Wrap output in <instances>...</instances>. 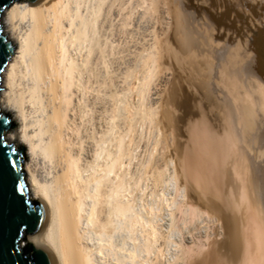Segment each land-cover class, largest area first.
Returning a JSON list of instances; mask_svg holds the SVG:
<instances>
[{"label":"bare ground","instance_id":"bare-ground-1","mask_svg":"<svg viewBox=\"0 0 264 264\" xmlns=\"http://www.w3.org/2000/svg\"><path fill=\"white\" fill-rule=\"evenodd\" d=\"M173 1L174 0H87L86 2L85 0H42L37 4L15 2L5 11V29L8 32L9 37L16 44V49L3 71V88L0 92V105L5 111L11 112L17 122V127L8 131L7 137L11 141L25 145L27 148L28 158L26 160L25 167L31 194L34 197L43 199L47 204L48 220L45 228L36 237V240L47 246L52 251L56 259V264H104L102 262L103 260L101 261L100 258L104 249V242H102L104 238L102 236H108V241L110 240L109 243L113 245L111 240L113 233L111 234V232H115L116 234V231L118 233V230L120 228L122 229L123 226L126 227L125 231L127 230L128 234L130 231H133V229L135 231V229L138 228L137 232H139V234L137 237L139 238L140 236V242L138 241L139 243L134 246L132 245V247H130L129 244L127 247L126 244L128 243H126L123 238L122 243L119 244L120 246L116 249L120 253L119 258L118 256V259L116 258L120 264L127 262L130 264L134 262L140 251H150V249L153 250L154 248H157L156 244L160 238H166L163 237L164 234H161L162 229H159V225L157 226L154 223L155 219L152 220L150 218H144L141 213L135 211L133 205L134 202H132L133 198L130 199L129 197L128 191L132 181H130V176L128 177V167L130 160L132 161L131 156L134 155V153L131 154L132 151L130 148L132 147L130 146L132 144V140L130 136L127 137V135H129V130L132 131L130 127L131 125H128V127L122 131H119L117 128L120 133H115L117 130L115 129L116 114L114 112L116 107L114 106V103L116 105V102H114L115 95L113 93L114 87L112 85L116 84V81L114 82L113 78H117V76L115 77V73H106V70L103 73V67L101 69L100 67L102 65H99V63L101 62L100 56H102L100 54L105 51V46L108 42L106 41V43H104L105 41L103 42V38H101V36H103L102 34H106V30L104 31L103 29L104 27H108L109 30L113 31V29L118 26L117 30L119 28V30L123 32L127 31L128 33H123L127 36V34L130 33L129 31H131V33L134 32L133 30L135 27L133 26L137 25L138 27L145 19H163L162 17H164L165 9L167 8H169L168 13L171 12L172 14V18H170L173 19L171 20L173 22L171 23L170 21V23L174 24V26L172 25V35L184 28L182 21L185 25L189 24L190 19L193 17L190 9L186 6L178 7L176 4H179L180 2L175 0V4ZM191 1L194 3L193 0ZM212 2L214 3L213 0ZM225 2L224 5H227V10H225L226 14L223 17H226L229 14L231 15L228 19L229 22L227 24V30H231L233 26L238 28L237 24L235 26V23L238 18H243L241 10L246 9L247 7L252 8L253 0H228V4ZM261 2L264 4V0H261ZM187 4H190V2ZM165 6L167 8H165ZM217 7H220V5ZM209 8H211V6ZM201 11L202 10H200V12ZM210 12L212 11H209V13ZM218 13L220 14V12ZM214 14L215 13H213V15ZM213 15L211 16L213 17ZM232 16H235L234 22L232 21ZM113 19L118 20L119 23H117V26L113 23ZM134 21H139L140 23L137 22L138 24L136 23V25H132L134 24ZM163 23L161 26L158 25L159 32L155 30L157 32L154 31L152 33H146V36L149 37L146 39L143 38L142 43L133 45L138 49H143V46L146 43L144 40H150V42H148L149 52L146 55H143L142 58V64L144 65L148 66L150 61L151 63L155 62L157 60L156 56L162 51L169 52L171 55L177 57V60L180 59V55L177 56L175 53L176 47L174 49L171 45V38L173 37L169 36L170 34H168V31L165 29L166 25L169 24L170 27L171 24L169 23V20L167 21L168 24L164 23L165 26H163ZM128 24H131V26L127 27ZM102 29L105 33H102ZM164 29L165 31H163ZM107 32L109 34V31ZM112 33L110 32V34ZM186 33L187 31H185V34ZM106 39L107 38L104 40ZM184 41L187 46H192L196 42L194 39L187 36ZM128 43H125L126 45L121 47L123 49H129L127 46L130 43ZM228 45H230L229 39ZM228 45H226V47ZM248 48V50L245 49V53H243L244 55H242L241 52L239 53L238 49L237 51L230 53L229 62H231L232 65L236 64L237 71L240 70L243 72L253 73L260 76V78H264V26H258L251 29V34L248 40ZM248 51H251V53H248ZM104 54L106 55L107 53L105 52ZM130 54L132 55V53ZM160 56L162 57V55ZM245 56H248V59H245ZM158 58L160 57L158 56ZM112 59L115 61L114 58ZM110 62H112L111 59ZM110 62L109 64L111 66ZM130 63L131 62H129L128 65ZM131 64L129 66H131ZM121 65H124V63ZM131 68L133 67L131 66ZM167 68L168 67L165 69L167 70ZM110 69L108 70L110 71ZM162 71H164V69ZM170 72L172 71L170 70ZM123 74H125V72ZM169 76L167 72H161V74L155 73L153 67L149 69L147 75L143 77V80L141 82H137L140 83L138 92L142 99L144 100L150 94L151 96H154L148 98V100L151 99V101H155L158 98L157 100L159 101V96L162 94L161 92L164 91H161V86L165 82H168ZM132 78L131 81H133ZM232 78L236 84L238 83L237 85H242L238 77L232 76ZM118 82L119 81H117V83ZM228 82H226V84ZM131 84L128 83V85ZM206 84L204 83V85ZM250 84H252L251 91L253 95L258 98L257 94L260 93L261 96L259 95V99H263L262 101L264 103V83L257 81ZM176 90H178V88ZM253 91L257 92V94ZM165 94L163 93V96ZM249 94L251 93L249 92ZM142 102L146 103L145 101ZM239 103V105L242 104L241 102ZM169 104L171 106V103ZM235 105L236 104H234V106ZM243 107L245 108L248 118H243V121H241V123H244V127L240 126L239 124L241 123L238 122V125L242 127L240 129L237 127V130L233 129L237 124H234V127L230 124L232 128L228 126L227 129L224 128L223 130H211L202 127H195L197 130L196 132H193L196 133L193 135H197V137L196 140H193L196 141V145H194L196 147L195 150H193L194 146H192L193 149L191 150L194 151V154L190 156L191 154H188L189 152L186 150L190 157L185 154L186 156L184 157V162L182 160V164L184 163V167H182L185 169V172L187 175H190V178L194 179V182H192L193 180H190L192 184L195 183L206 193L210 192L208 195L212 194L209 195L211 197H206L208 199L207 201L197 196V200L194 199V201L198 203L196 205V203H191L190 199L192 198L187 199L188 196L186 190L188 189L186 188L190 187L187 185L189 181L187 179L183 180L184 182H187L186 184L180 183L181 180L179 179V170L177 172L175 169L176 167L173 168L174 170L172 169L173 173L168 176L167 166L162 167V165L157 164L158 166H155L156 168L153 171L154 180L159 184L166 181L165 179L168 177V180L174 179L176 191L179 189V192H181V198L174 200L177 207L174 210H178V214H183V216L189 220L200 216L202 211L208 213L213 212L218 215L221 221L220 226L221 229L223 228L222 230L224 233L222 231L220 232V238H218V236L216 237L217 232H215L213 230L214 228H212L210 232H206L204 236H201L198 240L193 241L191 245L183 244L181 246L182 242H179L181 246L180 253L177 255L178 257L175 258L177 261L180 259L182 264H220L221 262L219 263V261H217L216 256L223 247L233 248L234 253L237 255L235 257L233 256L235 261L231 259L232 262L230 264H264V148L263 150L261 149L264 146V139L263 134L256 131V123L254 122L255 115H253L255 111L254 108L251 105ZM258 107L261 108L260 106ZM242 108L241 106L239 107L241 110ZM262 108L264 109V106H262ZM119 109L120 108H118V110ZM155 109H157V107L153 109L151 106L148 112H146V109L144 113H150L152 115V113H154L153 110L155 111ZM168 112L169 110L165 109L164 115L167 116L169 114ZM119 113H121L120 110L117 112L118 116L120 115ZM137 113L138 111H136V114ZM219 114L221 115V113ZM241 114H243V112ZM226 115L227 114L224 116ZM168 117L170 118V115ZM130 118H132L131 115ZM121 120L124 121V119ZM172 120L173 119H171V121ZM239 120L240 119L236 121ZM170 124L167 125L172 126ZM259 124L260 123H258V128L260 127ZM184 125L186 124L184 123ZM188 137H190V135ZM147 143L150 142L148 141ZM193 143L195 144V142ZM165 144L167 145L166 142H164L163 145ZM250 145H253V148L257 147L256 150H254V164L252 169L249 166L246 155V150L250 147ZM158 146L157 149L160 148L161 145L159 147ZM150 150L148 151L150 152ZM159 151L160 150L158 149V152ZM155 154H157V152ZM167 155H170V153L160 157L162 160H165ZM148 158L150 159L151 157L148 156ZM170 158L169 160H171ZM173 159L174 158H172V160ZM229 161L231 162L230 164L233 168L232 171L234 170L233 173L230 171V174L235 173V175H237L235 178H232L230 174H226V172H228L226 164H228ZM151 166L153 167L154 165L151 164ZM183 168L182 170H184ZM130 173H133V171ZM225 174L230 177H226ZM133 177H135V175L132 176V178ZM192 184L191 186L195 185ZM196 189V191H198V188ZM205 192L201 194H204ZM198 193L200 192H197V195ZM201 194H199V196H201ZM204 202L206 203L205 206L203 204ZM236 207H238V210H244L247 213L245 226L240 230L238 229V226L240 225V221L238 220L240 212L237 213V216L236 211L235 213L231 211L234 208L236 209ZM177 213L174 212L175 216ZM175 216L173 215V218ZM176 217L178 218V216ZM207 218L210 221L211 218ZM208 219L206 221L209 224L211 221L209 222ZM175 220L177 219L172 221L174 222ZM237 220L239 222H237ZM241 222H243V220ZM137 237L136 239H138ZM134 242L136 241L134 240ZM114 245L117 246L118 244L114 243ZM158 251H160V249ZM107 256L109 255L107 254ZM139 257L140 256H138V258Z\"/></svg>","mask_w":264,"mask_h":264},{"label":"rangeland","instance_id":"rangeland-1","mask_svg":"<svg viewBox=\"0 0 264 264\" xmlns=\"http://www.w3.org/2000/svg\"><path fill=\"white\" fill-rule=\"evenodd\" d=\"M85 1L87 2V0H85ZM176 1L177 2H180V3L179 4H176ZM176 1L174 0L173 3H175L178 7L179 6H182V7L183 6H186L188 9H190L191 15H193V17L190 19V22L187 21V22H189V24H187L188 26L185 25V23H183V21H182V24H184L183 25L184 28H182L180 31L176 32L174 35H172V33H173V30L172 29H173V26H174V24H171L173 22V21H171V20H173V19H171L172 18L171 17L172 14H171V12L168 13L169 8H167L168 6L165 4L167 6V7L165 6V8H167V9H165L164 17H162L163 19H161V18H159L160 20L158 18H155L154 20H153V18L145 19L143 22H141V24H139L138 27H137L136 23L139 22V21H137V22L134 21V24H132V25H136V26H133V27H135V29L133 30L134 32L131 33V31H129L131 34L129 33V34H127V36L125 35L126 33H128L127 31H124L123 32V31L119 30V28H118V30H119V32H118V30H117V27H118L117 25L118 24L117 23H119V22H118L117 19L116 20L113 19V23L117 26V27L114 26V27H116L115 28L116 30L113 29V31H111V30L108 29V27L107 28L104 27L103 29H104V31L106 30L105 31L106 34H102L103 36H101V38H103L102 39L103 42L105 41L104 43H106V41H108V42L106 43L107 44L106 45L107 47L105 46V51H103L104 53L106 52L107 54L105 55L103 52H101L100 55H102V56L99 55L101 57V58L100 57L99 58L101 59V62H102L101 63L100 62V59H99V62L101 63V64L99 63V65H102L100 68L102 69V67H103V69H102V72L103 73H104L105 70H106L105 71L106 73H110V72L111 73H115L114 74L115 77L117 76V78L119 79L118 80L117 78H113L114 79V82L116 81L115 83L117 85L116 84L115 85L114 84L112 85L114 87L113 88V93L115 95L114 96L115 97L114 98V102H116V105L114 103V106L116 107L117 112L119 110L121 112V113H119L120 114L119 116H118L116 110L114 112L116 114L115 115V119H116L115 121L117 122V123L115 122V129L117 130V128H118L119 131H122L125 128H127L128 125H131L130 127H131V130L133 131L132 132V131L129 130V135H127V137L130 136V138L132 140V144L130 145V146H132V147H130L131 148V151H132L131 154L134 153V155H133L134 157L131 156L132 161L130 160V163H129V167L130 168L128 167V169H129V175H128V177L130 176V181H132V183L130 182L131 184H130V188H129V191H128L129 192V197H130V199L133 198L132 199V202H134L133 205H134L135 211L141 213V215H143L144 218L146 217V218H150L152 220L155 219L154 220V223L157 226L159 225L158 226V227H160L159 229L160 230L162 229L161 230V234L162 235L164 234L163 237H166V238H160L157 241V244H156V247L157 248H154L153 250L150 249V251H143V250L140 251L138 253L135 261L132 262V263H130V264H179V263L182 264L180 262L181 261L180 259H178V261H177L176 258H175V257H178L177 255L180 253V247L183 244H185V245L186 244L187 245H191V243L193 241L198 240L199 237L204 236L206 234L204 232L206 230V228L204 226H202V223L200 222V220H201L200 218H202V216L203 217L206 216V218L207 217H210L211 218L210 221H212V220L214 221L215 220L218 223L221 222L220 219H219V217H218V215H216L213 212L208 213V212L202 211V213H201L200 216H198V217H196L194 219H189V220L187 218H185L183 216V214H181V213L178 214L177 213L178 210H176V211L174 210L175 208H177L176 207V204L174 203V200H178V199L181 198V195H180L181 192H179V189H177V191H176V184L174 185V183H175L174 179H170L171 180L170 181V180H168L169 179V177H168V178L165 179L166 181H164L161 184H159V183H157L154 180V177H153V174H154L153 171L155 170V168L158 165H162V167L163 166L164 167L167 166V168H168L167 169V176L168 175H171L173 173V170H174L173 168L176 167L175 168L176 171L178 172V170H179L178 173L180 175L179 176V179L181 180L180 183L181 184H186L187 182L186 181L184 182L183 180H187V179L189 181L187 183V185L190 186V187L187 186L188 188H186V189H188V190H186L188 197L187 196L186 197H187V199L192 198V199H190L192 204H194V203H196V205L198 204L196 201H194V199L197 200V196L200 197V198H203V200L205 199L206 201L208 200L206 197H211L209 195H212V194H209L208 195V193H210V192L206 193L205 191H202L195 183H194L195 185L192 184V182H194V179L193 178H190V175H187V173L185 172V169L183 168L184 167V163L182 164V160L184 162V157L186 156L185 154H187L186 150L189 152L188 154H191L190 156H192V154H194V151H191V150L193 148H194L193 150H195V147H196V146H194V145H196V141L193 140V139L196 140V137H197V135L194 136L196 133H193V132H196V130H197L195 127H199V128L202 127V128L211 129V130H223L224 128L227 129L228 126H230V124H231V126H233L234 124H237L235 127L233 126L234 127L233 129H235V130H237V128L240 129V128L244 127V123L243 122L241 123V121H243V118H248V116H247V114L245 112V108L243 106L251 105L254 108V110H255L253 115H255L254 122L256 124L255 123L254 124H255L256 129H257L256 131L261 132L263 134V139H264V132H263L264 131L263 130V128H264L263 127V125H264V115H263L264 114V111L263 110L264 109L262 108V106H264V103L262 101L263 99H259L261 95H260V93L257 94V92H255V91H253V92H255L258 95V98H256L253 95V93L251 91V89H252L251 85L252 84H250V83H255L257 81H261V82L264 83V80H263L264 78L263 77L260 78V76H258L256 74H253V73L243 72V71H240V70L237 71L236 70L237 69L236 68V64L232 65L231 62H229L230 61V55H231L230 53H232L234 51H237V49H238L239 53L241 52L242 55H244L243 53H245V49L246 50L249 49L248 48V40H249V37H250V34H251V29L256 28L258 26H262V27L264 26V4L261 2V0H253V7L252 8L251 7H247L246 9L241 10L242 11L241 13L243 15V18L242 19L238 18V20L235 23V26L237 24V27L238 28H236V27L233 26V28L231 30H227V24L229 22L228 19H229V16L231 17V15L229 14L228 16H226L228 18L223 17V16H225V14H226L225 10H227V8H226L227 5H224V2L226 1L225 3L228 4V2H227L228 0H219V1L218 0H213L214 3L212 2V0H193L194 3H192L191 0H183V1L182 0H176ZM189 2H190V4H187ZM217 2L218 3H221L222 5L221 4H218ZM176 5H174V6H176ZM194 5H196V6H194ZM203 5H205V6H203ZM219 5H220V7L223 6L225 9L223 7L222 8L217 7ZM210 6H211V8H209ZM191 9L192 10L194 9L193 10L194 12ZM200 10H202V11L200 12ZM209 11H212V12L209 13ZM218 12H220V14ZM213 13H215V14L213 15ZM211 15H213V17ZM198 16H199V19H198ZM205 17H207V18H205ZM234 18H235V16H232V19H233L232 21L233 22L235 21ZM213 19H215V20H213ZM168 20H169V23L171 21L170 27H169V24L167 23ZM153 21H155V22H153ZM156 21H158V22H156ZM213 21H215V22H213ZM218 21H219V23H218ZM163 22L165 24L167 23L168 25L165 26V24ZM216 22L218 23V25H217ZM162 23H163V26H165L166 31H168L167 33L170 34L169 36L173 37V38H171L172 39V42H171L172 44L171 45H172V48H174V49L176 47L175 53L177 54V56L180 55V59L177 60L178 58L175 57L174 55H171L169 52L162 51L163 54H162V52H159L158 53L159 55L156 56L157 60L160 59V60H158V62H157V60L155 62H153V63H151V61H150L148 63V66L147 65H144V64H142V58H143V55H146L149 52V43L148 42H150V40L149 39H148L149 41L148 40H144V42H146L147 44L145 43L144 46H143V49L141 48L142 51H141L140 48L138 49V48L134 47L133 45L138 44V43H142L143 42L142 41L143 38L146 39L147 37H149V36H146V33H152L155 30H157L159 32L158 25L161 26ZM192 23H193V25H192ZM129 26H131V24H128L127 27H129ZM136 27H137L138 30L136 29ZM144 27H145V29H144ZM166 27L168 28V30H167ZM141 28H142V30H141ZM188 28H189V30H188ZM103 29H102V33H105L103 31ZM165 29L163 31H165ZM182 30H183V32H182ZM225 30H226V32H225ZM107 31H109V34H108ZM157 31H155V32H157ZM185 31H187L186 34H185ZM110 32L111 33L113 32V33L110 34ZM123 33H125V34H123ZM179 33H181V34H179ZM119 34H121V35H119ZM107 35H109V36H107ZM137 35L140 36V40L141 41L139 40V36H137ZM185 35L187 37H190V38H192V39H194L196 41L194 43V45H192L193 47L192 46H189V45L188 46L186 45V43L184 41V39L186 38ZM105 38H107V39L104 40ZM130 38H132V39H130ZM228 39L230 40V45H228ZM125 40H126V42H125ZM135 40H137V41H135ZM131 41H132V43H131ZM115 42H117V43H115ZM125 43H128L129 44V45L127 44L128 45L127 47H129V49L128 48H124L125 49L124 50L121 47L123 45H126ZM182 43L185 44V45H183ZM117 44H119V45H117ZM226 45H228V46L226 47ZM110 46L112 47V49H111ZM108 47H110V48H108ZM132 48H134V49H132ZM135 48H136V50H135ZM144 48H145V51L147 50L146 52L144 51ZM115 49H116V51H115ZM131 49L133 50V52H132ZM221 49H222V51H221ZM122 50H124V51H122ZM249 50H251V49H249ZM119 51H122L123 53L122 52H119ZM127 51H129V52H127ZM115 52H116V54H115ZM118 52H119V54H118ZM125 52H126V54H125ZM130 53H132V55L133 56L135 55V56L133 57ZM248 53H251V51H248ZM160 55H162V57ZM128 56H129V58H128ZM158 56L160 58H158ZM112 58H114L115 61ZM110 59H111L112 62H110ZM245 59H248V56H245ZM113 61H114V63H113ZM160 61H161V63H160ZM109 62L111 63V66H110ZM122 62L124 63V65H121V64H123ZM129 62L132 63V64L131 63L130 64H131V66L133 68H131V66H129L130 64L128 65ZM134 65H136L137 67L134 66ZM173 66H174V68H173ZM178 66H180V67H178ZM152 67L154 68V71L157 74H161V72H167L168 76L170 75L168 82H165L161 86V91H163V90L164 91L161 92L162 94H160V96H159V98H160L159 101L157 100L158 98L155 100L156 102L155 101H151V99H149L150 101L148 100V98H151L154 95L151 96L149 94L148 97L143 100L142 97H141V95L138 92L140 83H137V82H141L143 80V77H145V75H147L149 69H151ZM166 67H168L167 70L165 69ZM162 68L164 69V71H162L163 70ZM108 69H110V71ZM111 70H114L115 72L114 71H111ZM170 70L172 72H170ZM119 71H121V72H119ZM117 72H119V73H117ZM124 72H125V74H123ZM127 73H128V75H127ZM120 74L121 75L123 74V75L121 76ZM225 74H227V75H225ZM110 75H113V74H110ZM231 75L233 77H238V79L241 81L242 85H237L238 83L236 84L234 82V80H233V78H232ZM123 78H125V79H123ZM131 78L133 79V81H131ZM225 80H227V81H225ZM117 81H119L118 82L119 84L117 83ZM134 81H135V83H134ZM127 82L129 84H131V82H132V84L131 85H128ZM226 82H228V83L226 84ZM204 83L205 84L207 83V84L204 85ZM125 84H127V85H125ZM165 85L166 86L168 85L167 88H166ZM175 86H176V88H175ZM134 88L136 89V91H135ZM177 88L180 91L176 90ZM244 88H246V89H244ZM183 89H184V91H183ZM249 92L251 94H249ZM163 93L164 94L166 93V94L163 96ZM171 93L174 94V95H172ZM208 93H210V94H208ZM240 94H243L244 96L243 95H240ZM248 94H249V96L251 98L248 96ZM167 95H168V97H167ZM170 95H171V97H170ZM129 96H130V98H129ZM252 96H253V98H252ZM116 97H117V100H116ZM175 98H177V99H175ZM121 99H122L123 102L121 101ZM140 99H142V100H140ZM233 99L235 100L236 103L234 102ZM240 99L241 100L243 99V100L241 101ZM168 100H169V102H168ZM140 101L141 102L142 101H145L146 103H144V102L141 103ZM237 101H238V104H237ZM245 101H247L248 103L245 102ZM148 102H150V103H148ZM239 102H241L242 104L239 105L240 104ZM169 103H171V106H170ZM125 104H126V106H125ZM148 104H150V105H148ZM234 104H236L237 106L236 105L234 106ZM122 106H123L124 109L122 108ZM151 106H152L153 109L155 107H157V109H155V111L153 110L154 113H152V115L150 113L149 114H147V113L145 114L144 113L145 110L147 109L146 112H148V110L150 109ZM240 106H241V108L243 107L242 110L239 109ZM258 106H260L261 108H259ZM126 107H128V108H126ZM235 107H236V109H235ZM118 108H120V109L118 110ZM161 108H162V110H161ZM165 109H168L169 110V112H168L169 114L167 116L164 115ZM239 110H241V111H239ZM136 111H138L137 114H136ZM213 111L216 112V113H214ZM242 112H243V114H241ZM132 113H133V115L135 117L132 115ZM219 113H221V115ZM239 113H240V115H239ZM121 114H122V116H121ZM129 114L132 116V118H130V115ZM225 114L228 115V118H227V115L224 116ZM169 115H170V118L168 117ZM211 115H213V116H211ZM116 116H118V117H116ZM146 116H147V118H146ZM178 117H179V119H178ZM241 118H242V120H241ZM121 119H124V121L121 120ZM128 119H129V121H128ZM131 119H132V121H131ZM171 119H173V120L171 121ZM235 119L236 120L240 119V120L239 121H236ZM125 121H126V123H125ZM140 122H142V123H140ZM216 122H218V123H216ZM227 122H229V123H227ZM238 122L241 123V124H239ZM151 123H152V125H151ZM184 123L186 125H184ZM258 123H260L259 124V126H260L259 128H258ZM167 124H170L172 126H169ZM207 124H209V125H207ZM217 124H218V126H217ZM238 124L240 126H242V127H240ZM132 125L134 126V128H133ZM149 126H150V129H149ZM219 127H220V129H219ZM118 130H117V132L115 131L116 134H118V132H119ZM142 131H144V132H142ZM161 131H162V133H161ZM131 133H133V134H131ZM157 133H159L160 135L157 134ZM189 135H190V137H188ZM193 137H195V138H193ZM133 140H135V141H133ZM136 140H138V141H136ZM141 140H142V142H141ZM156 140H157V142H156ZM165 140H167V141H165ZM148 141L150 143H147ZM163 141L166 142L167 145H169V146H167L166 144L163 145L164 144ZM193 142H195V144ZM156 143H158V144H156ZM154 145H155V147H154ZM158 145L159 146L161 145L160 146L161 149L158 148L160 150L159 151L160 153L158 152V149H157V146ZM192 146H194V147L192 148ZM146 147H147V149H146ZM256 148L257 147H254L253 148V145H250V147L246 150L247 160H248V163H249V166H250L251 169L253 168V164H254L253 155H254V152H255L254 150H256ZM263 148H264V146L261 149L263 150ZM152 149H154V150H152ZM165 149H167V150H165ZM148 150H150V152ZM169 150H170V152H169ZM156 152H157V154H155ZM167 153H170V155H167V157H166V159L167 158L168 159L167 160L165 159L166 161L165 160H162L161 157L164 156ZM143 154H145V155H143ZM146 155H147V157H146ZM155 155L157 156V158H156ZM148 156L151 157V158L149 159ZM190 156L188 155V157H190ZM153 157H155V158H153ZM158 157H160V158H158ZM146 158H147V160H146ZM169 158L171 160H172V158H174V159L171 162V160H169ZM135 161L136 162L138 161V162L136 163ZM168 161H170V162H168ZM141 162L142 163L145 162V163L142 164ZM146 163H148V164H146ZM230 163L231 162L229 161L228 164H226L227 165L226 168H227V171H228V172H226V174H228V175L230 174V171L232 173L234 172V170L232 171L233 168H232V166H231ZM151 164L154 165L153 166L154 168L151 166ZM180 168H181V170H180ZM182 168L184 170H182ZM120 170H122V169H120ZM120 170H119V172H120ZM132 171H133V173H130ZM138 174H139V176L140 175L141 176L139 177ZM226 174H225L226 177H230V176L232 178L237 177V175H235V173L234 174H230V176H227ZM134 175H135V177L132 178V176H134ZM185 176H187V177H185ZM190 180L191 181L193 180V181L191 182ZM191 184L194 185V186H191ZM196 188H198V191H196L197 190ZM197 192H200V193H198V195H197ZM203 192H205V193L204 194H201ZM131 193H132V195H131ZM178 194H179L180 197L178 196ZM199 194H201V196H199ZM167 197H168L169 200L167 199ZM169 201L171 202V204H170ZM203 204H204V206L206 205L205 202ZM234 209H232L231 211L234 212V213L236 211V214L238 212H240L239 213V216L237 214L238 220L240 221L239 222L237 220V222H239L240 225L238 223L237 224L239 225L238 226V229L240 230V229L244 228V226H245V223H246V220H247L246 219L247 218V213L244 210H241V211H240V209L238 210V207H236V209L238 211L236 209L235 210ZM147 211H149V212H147ZM174 212L177 213L176 216H178V218L175 216ZM243 212H244V214H243ZM173 215L175 216L174 218H173ZM240 215H241V217H240ZM170 219H172V220L177 219V220H175L176 222L175 221L173 222ZM242 220H243V222H241ZM208 221H209V219H208ZM206 225H208L207 226V232H210L208 230V228L210 227V230L212 229L211 228L212 227L211 226V223L208 224V222H207ZM219 226L216 225L215 226L216 230H215V228L213 229L215 232H217L216 237L218 236V238L221 237L220 236L221 235L220 232L221 231L223 232V230H222L223 228L221 229V226L220 227ZM171 227H172V229H171ZM120 229L118 230V233L116 231V234H115V232H111V234L113 233L112 238H111V240L113 242V245H111L109 243L110 240L108 241L109 237L107 235H106L107 237H104L105 235L102 236L104 238L102 240V242H104L103 243L104 249H103V252L100 255V258H101V261L103 260L102 262L104 264H106V263L107 264H120L119 261L117 260L119 258V256H120V253L116 249H117L118 246H120L119 244L122 243L123 238L126 241V243H128V244H126L127 247H128L129 244H130L129 246L132 247V245L134 246V245H136V244H138L140 242L139 241L140 236H139V238L137 237L138 234H139V232H137L138 231L137 230L138 228L135 229V231H134V229H133V231H130L131 234H130V232L128 234V231L127 230L125 231V229H126L125 226H123L121 230ZM218 231H219V233H218ZM136 237L138 239H136ZM125 238H127V239H125ZM132 238H133V241H132ZM128 240H130V241H128ZM134 240L136 242H134ZM119 241H120V243H119ZM179 242L180 243L182 242L181 246H180V243ZM114 243L115 244H118V245L116 246V245H114ZM159 249H160V251H158ZM220 250H219L220 252L216 256L217 261H219V263L221 262L220 264H227V263L230 264L232 262V260L235 261V258L233 259V256L235 257L237 255L234 253L233 248H231V247H226V248L223 247ZM107 254L109 256H107ZM117 256H118V258H117ZM138 256H140V257L138 258ZM174 260H175V262H174ZM171 261H172V263H171ZM128 263L129 262L124 263V264H128Z\"/></svg>","mask_w":264,"mask_h":264},{"label":"water","instance_id":"water-1","mask_svg":"<svg viewBox=\"0 0 264 264\" xmlns=\"http://www.w3.org/2000/svg\"><path fill=\"white\" fill-rule=\"evenodd\" d=\"M41 1L0 0V92L3 71L16 49L5 29V11L15 2ZM16 127L13 114L0 105V264H56L52 251L36 240L47 223L48 207L43 199L31 194L26 146L7 137Z\"/></svg>","mask_w":264,"mask_h":264},{"label":"built area","instance_id":"built-area-1","mask_svg":"<svg viewBox=\"0 0 264 264\" xmlns=\"http://www.w3.org/2000/svg\"><path fill=\"white\" fill-rule=\"evenodd\" d=\"M200 219H201L200 222H201L202 225L206 228V230H205V233H206V232H207V225H206V224H207V221H206V220H207L208 218H206V216H204V217L202 216V218H200ZM210 223H211V225H212L211 228H215L214 226H216V225L219 226V225H220V223L216 222L215 220H214V221L212 220ZM208 230L211 231V230H210V227L208 228Z\"/></svg>","mask_w":264,"mask_h":264},{"label":"snow or ice","instance_id":"snow-or-ice-1","mask_svg":"<svg viewBox=\"0 0 264 264\" xmlns=\"http://www.w3.org/2000/svg\"><path fill=\"white\" fill-rule=\"evenodd\" d=\"M0 132H2V130H0Z\"/></svg>","mask_w":264,"mask_h":264}]
</instances>
